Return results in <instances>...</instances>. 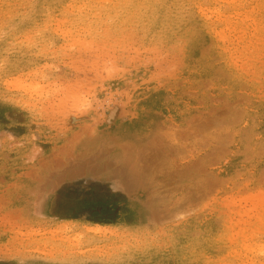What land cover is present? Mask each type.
I'll list each match as a JSON object with an SVG mask.
<instances>
[{
  "label": "rangeland",
  "instance_id": "374dc122",
  "mask_svg": "<svg viewBox=\"0 0 264 264\" xmlns=\"http://www.w3.org/2000/svg\"><path fill=\"white\" fill-rule=\"evenodd\" d=\"M0 264H264V0H0Z\"/></svg>",
  "mask_w": 264,
  "mask_h": 264
}]
</instances>
